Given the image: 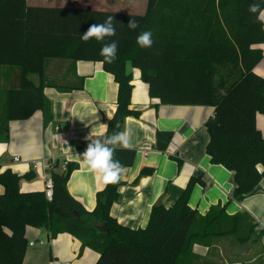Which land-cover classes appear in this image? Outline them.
I'll return each mask as SVG.
<instances>
[{
  "label": "trees",
  "instance_id": "1",
  "mask_svg": "<svg viewBox=\"0 0 264 264\" xmlns=\"http://www.w3.org/2000/svg\"><path fill=\"white\" fill-rule=\"evenodd\" d=\"M253 2L146 0L144 12L132 14L92 5L42 6L27 5L26 0H0V66L18 72L16 86L5 92L6 118L25 120L41 111L44 125L52 121L43 89L72 87L43 82L48 61L99 62L117 85L114 112L106 119L103 142L121 131L125 118L139 116L130 106L129 64L139 70L149 96L159 104L213 108V115L204 123L206 154L212 164L232 173L233 198L247 195L264 176V138L255 125V115H264V79L254 72L262 59L254 46L264 43L259 17L264 5L251 13L248 9ZM109 16L114 19L116 33L105 41H118L117 59L111 64L100 55L102 42L81 39L91 24L102 23ZM131 18L138 21L135 30L127 27ZM149 30L153 44L141 48L136 36ZM32 74L38 76L37 84L28 79ZM74 88L82 89V79ZM110 147L115 148L113 159L123 168L131 166L134 149ZM74 167L67 163L63 172L50 169V201L43 192H20V181L33 179V172L20 176L6 169L0 173V264H23L27 226L46 230L49 238L71 235L82 249L99 255L94 264H184V256L191 254L195 243L208 247L214 238L230 237L243 245L255 234L253 220L246 213L228 215L215 206L201 216L190 208L193 186H204L201 176L188 181L172 206L154 204L144 227L129 228L110 215L122 180L114 184L103 181L95 194V207L85 210L66 189ZM151 172L145 167L140 175Z\"/></svg>",
  "mask_w": 264,
  "mask_h": 264
},
{
  "label": "crops",
  "instance_id": "2",
  "mask_svg": "<svg viewBox=\"0 0 264 264\" xmlns=\"http://www.w3.org/2000/svg\"><path fill=\"white\" fill-rule=\"evenodd\" d=\"M78 1L26 0V3L67 6L80 4ZM94 1L81 0L87 4L85 7L93 6ZM102 9L115 11L116 8L102 6ZM259 17L264 30V9ZM254 48L262 53L254 72L264 79V43ZM127 71L132 84L130 106L139 116L125 118L121 131L129 134L126 148L135 150V158L131 166L122 170L123 184L118 188L117 201L110 207V215L124 226L142 228L154 204L172 206L188 181L201 176L204 186H193L189 198L191 209L201 216L215 206L223 208L228 215L246 213L253 220L255 234L262 232V235L245 245L230 244V237L214 238L208 247L195 243L191 254L184 256V264H264V176L252 192L233 198L232 173L221 165L212 164L206 154L208 134L204 123L213 115V108L159 104L149 96L139 70L127 64ZM17 77V69L0 68V173L6 169L20 176L33 172V179L20 181L19 190L43 192V177L50 176V169L60 172L62 163L67 162L75 166L66 183L67 192L85 210H92L103 179L99 172L84 163L80 154L91 140L102 141L106 119L114 112L117 85L113 77L99 62L48 61L43 82L53 81L72 88L43 89L53 116L46 125L41 111H35L25 120H7L5 92L16 86ZM28 79L38 83L36 74L28 75ZM80 79L82 89H75ZM255 125L264 138L263 114L255 115ZM14 157L18 161H13ZM32 164L36 166L34 170ZM45 164L51 167L46 169ZM145 167L152 172L140 175ZM2 193L0 185V195ZM25 237L27 243L33 245L27 244L23 264H94L99 257L88 248L82 249L81 243L67 233L49 238L46 230L27 226ZM39 240L44 243H38Z\"/></svg>",
  "mask_w": 264,
  "mask_h": 264
},
{
  "label": "clouds",
  "instance_id": "3",
  "mask_svg": "<svg viewBox=\"0 0 264 264\" xmlns=\"http://www.w3.org/2000/svg\"><path fill=\"white\" fill-rule=\"evenodd\" d=\"M264 5V0H255L249 5V12L257 13L258 9ZM112 16L107 17L102 23L91 24L88 29L81 34V39L88 41L90 38H95L97 42H102L103 46L100 49V55L105 63H113L117 59L118 41H105L106 37H112L116 33V28L113 23ZM138 21L135 18L129 19L127 27L130 30L138 28ZM136 43L141 48H150L153 44L152 32L141 31L136 36ZM128 133L117 131L107 136L103 142L100 140H91L83 153L80 155L84 159V163L92 170L100 173L103 181L107 183H117L120 179L123 166L119 160L113 159L115 145L128 147Z\"/></svg>",
  "mask_w": 264,
  "mask_h": 264
},
{
  "label": "rangeland",
  "instance_id": "4",
  "mask_svg": "<svg viewBox=\"0 0 264 264\" xmlns=\"http://www.w3.org/2000/svg\"><path fill=\"white\" fill-rule=\"evenodd\" d=\"M94 2L95 3L93 4V7L96 9H102V6H105V7L110 6L112 8H116L115 12H120V13L142 14L144 12L145 7H146V0H98V1L96 0ZM78 3H80V4L74 3L72 5L83 6V7H85V5H87L86 3L81 2V0L78 1ZM2 67L3 66H0V68H2ZM219 71L221 72L222 69H220ZM215 79H217V77H215ZM256 235L257 234H253L251 237L252 241L249 240L247 243L255 241L253 239L256 238ZM40 241L41 240H39L38 243H40ZM229 242H230V244L235 243V241L232 238L229 239ZM42 243H44V242H41V244ZM247 243H245V244H247ZM234 245H236V243ZM230 262H233V261H230Z\"/></svg>",
  "mask_w": 264,
  "mask_h": 264
},
{
  "label": "built area",
  "instance_id": "5",
  "mask_svg": "<svg viewBox=\"0 0 264 264\" xmlns=\"http://www.w3.org/2000/svg\"><path fill=\"white\" fill-rule=\"evenodd\" d=\"M13 161H18V158L17 157H14L13 158ZM66 164H67V162H63L62 163V166H61V170H60V172H63L64 170H65V167H66ZM49 167H51L50 165H46L45 164V168L47 169V168H49ZM31 168L34 170L35 168H36V166L34 165V164H32L31 165ZM43 180H44V190H43V193H44V195H45V198L48 200V201H50L51 200V197H52V179H51V177L50 176H47V177H43ZM40 244H41V242H40ZM29 246H32L33 245V243L31 242V243H29L28 244Z\"/></svg>",
  "mask_w": 264,
  "mask_h": 264
}]
</instances>
